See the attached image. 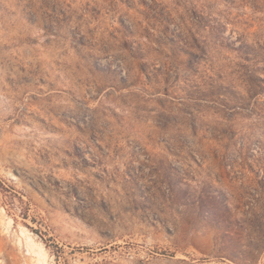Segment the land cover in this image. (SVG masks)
<instances>
[{"label": "rangeland", "instance_id": "1", "mask_svg": "<svg viewBox=\"0 0 264 264\" xmlns=\"http://www.w3.org/2000/svg\"><path fill=\"white\" fill-rule=\"evenodd\" d=\"M0 264H264V0H0Z\"/></svg>", "mask_w": 264, "mask_h": 264}]
</instances>
